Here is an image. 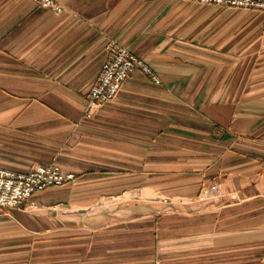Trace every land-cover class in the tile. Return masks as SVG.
<instances>
[{
	"label": "crops",
	"instance_id": "crops-1",
	"mask_svg": "<svg viewBox=\"0 0 264 264\" xmlns=\"http://www.w3.org/2000/svg\"><path fill=\"white\" fill-rule=\"evenodd\" d=\"M55 1L0 0V167L76 178L0 208V264H264L261 13ZM110 40L160 83L134 69L86 117Z\"/></svg>",
	"mask_w": 264,
	"mask_h": 264
},
{
	"label": "built area",
	"instance_id": "built-area-1",
	"mask_svg": "<svg viewBox=\"0 0 264 264\" xmlns=\"http://www.w3.org/2000/svg\"><path fill=\"white\" fill-rule=\"evenodd\" d=\"M39 6L62 12V7L55 0H32ZM198 5L227 6L236 9L257 11L263 16L262 31L264 32V0H186ZM104 49L106 59L102 63L94 84L86 93L84 113L90 117L103 103L114 98L129 73L137 69L147 75L153 83L159 84L160 79L152 68L138 55L130 52L116 41H108ZM74 173L63 172L56 163L47 165L35 164L24 172H16L0 167V208H16L24 203L33 193L48 187L62 186L74 181ZM201 199L221 194L219 185L202 191Z\"/></svg>",
	"mask_w": 264,
	"mask_h": 264
},
{
	"label": "rangeland",
	"instance_id": "rangeland-1",
	"mask_svg": "<svg viewBox=\"0 0 264 264\" xmlns=\"http://www.w3.org/2000/svg\"><path fill=\"white\" fill-rule=\"evenodd\" d=\"M242 10V9H241ZM262 15V14H261Z\"/></svg>",
	"mask_w": 264,
	"mask_h": 264
},
{
	"label": "bare ground",
	"instance_id": "bare-ground-1",
	"mask_svg": "<svg viewBox=\"0 0 264 264\" xmlns=\"http://www.w3.org/2000/svg\"><path fill=\"white\" fill-rule=\"evenodd\" d=\"M263 17V16H262Z\"/></svg>",
	"mask_w": 264,
	"mask_h": 264
}]
</instances>
